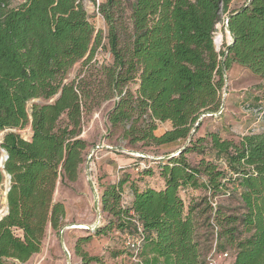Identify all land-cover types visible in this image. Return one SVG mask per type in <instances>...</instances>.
Returning <instances> with one entry per match:
<instances>
[{
	"label": "trees",
	"instance_id": "16d2710c",
	"mask_svg": "<svg viewBox=\"0 0 264 264\" xmlns=\"http://www.w3.org/2000/svg\"><path fill=\"white\" fill-rule=\"evenodd\" d=\"M90 1L106 21L107 44L84 0H25L17 7L0 0V211L9 182L0 264H26L41 252L49 228L61 231L66 209L54 197L59 184L78 181L86 162L85 111L116 98L106 141L122 128L129 145L161 147L187 142L218 116L233 66L260 81L264 98V0ZM124 3L127 24L115 16ZM219 25L232 38L221 51L214 43ZM107 46L113 62L101 69L104 81L97 84L93 74L89 81L84 71L69 78ZM163 124L170 127L157 134ZM180 152L154 163L132 158L131 174L100 186L102 211L117 223L103 221L80 238L75 253L83 264L99 261L82 248L91 239L114 229L123 238L139 235V227L135 264H208L228 248L232 264H264V129L238 142L212 132ZM145 161L158 166L163 188L148 181L152 165L134 171ZM234 199L229 214L219 203Z\"/></svg>",
	"mask_w": 264,
	"mask_h": 264
},
{
	"label": "rangeland",
	"instance_id": "374dc122",
	"mask_svg": "<svg viewBox=\"0 0 264 264\" xmlns=\"http://www.w3.org/2000/svg\"><path fill=\"white\" fill-rule=\"evenodd\" d=\"M24 1L12 0V7H17ZM106 1L98 0L97 5ZM243 1L237 0L235 6L236 4L239 6ZM84 4L91 23L97 31L102 30L103 32L102 43L107 44L108 41L105 39L107 33L106 21L97 12V6L93 2L84 0ZM126 8L127 5L124 3L123 6L121 5L115 10V16L118 21L123 19L127 24V20H125L128 16L127 11H125ZM118 23L120 24V22ZM123 36L124 33L121 32V38ZM217 40H219L220 45L216 44ZM214 43L218 51L223 50L224 44L229 45L231 43V36L227 30H223L222 25L218 26L214 36ZM108 53V46L103 47V50L99 49L90 65L85 66L83 62H80L73 68L69 78L74 79L80 72L84 71L85 73L82 74V77L86 76L89 81L91 80L89 77L92 74L94 75L92 79L97 84L100 81H104L101 69L111 66L113 62ZM88 69L89 71H87ZM226 76L227 81L221 112L217 117L206 119L202 122L199 130L192 136L194 140L216 132L223 139L238 142L244 135L263 131L264 98L261 97L260 81L255 79L248 70L239 66H233ZM130 87L132 90L135 89V86ZM116 100V98H113L99 106H93L89 112H84L81 137L91 144V148L86 156V162L82 167L78 181L64 186L59 184L54 197L55 201L62 202L66 209L63 227L60 232H55L49 228L41 252L26 264H83L81 258L76 255L75 248L80 238L95 234L91 228L98 221L97 205L99 204L101 211V224L104 221V224L107 225L111 220L117 223L116 218L102 211L100 186L110 185L113 181L117 183L125 174H131L130 167L135 164L132 158H143L142 156H144L145 159L154 163L157 159L160 160L168 155L179 156L180 151L189 146V139L187 142L161 147H152L142 143L129 145L127 141L121 138L122 128L114 130L113 137L106 141L105 135L110 128L108 114L114 108ZM167 128L168 124L161 125V129L157 131V134ZM22 135L26 139L29 138L30 130L27 129L22 132ZM107 147L112 148V150ZM94 148L95 152L92 154ZM187 156L190 158L189 161L195 165L199 163V156L194 154ZM150 165L153 167V177L148 179V181L154 182L156 185L160 182L158 166L148 164L146 161L139 162L140 167ZM135 174H132V176L136 177ZM5 194L6 192L3 194L4 207L2 210L6 209ZM127 195L128 193L125 192L124 196L126 197ZM200 195V193H194L192 196L199 197ZM219 204L229 214L236 212L235 199L221 201ZM123 237L124 235L114 229L106 236L91 239L82 248L90 256L99 259L98 262H93L92 264H135L124 247ZM226 252H228L229 258L219 260V264L233 263L234 250L228 248Z\"/></svg>",
	"mask_w": 264,
	"mask_h": 264
},
{
	"label": "built area",
	"instance_id": "2783aa9c",
	"mask_svg": "<svg viewBox=\"0 0 264 264\" xmlns=\"http://www.w3.org/2000/svg\"><path fill=\"white\" fill-rule=\"evenodd\" d=\"M97 12H98V10H97ZM225 25L227 26V19L225 20ZM99 148V147H98ZM108 149H111L112 150V148H110V147H107ZM95 152V148H94V150L92 151V154ZM143 158H144V156H142ZM144 167V166H143ZM143 167H138V168H136L134 171L135 172H139V170L140 169H142ZM8 188H9V182L6 184V192H7V190H8ZM96 192H97V190H95ZM124 199H125V197H124ZM123 205H127V202H126V200H124L123 201ZM216 205H217V202H216V200H215V202L213 203V207L215 208L216 207ZM5 210H2L1 212H0V214L2 213V212H4ZM1 218V217H0ZM96 225V224H95ZM93 226L92 228L95 230L96 229V227H99L100 225H101V223L98 225V226ZM138 231H139V235H127V236H125V238H124V247H125V249L126 250H129V251H131V253L133 254L132 255V259H133V261L135 262V263H138L139 262V260H138V255H139V252H140V250H141V245H142V235H141V233H142V230H141V228L139 227L138 228ZM227 259V258H229V254L228 253H225V254H222V255H219V256H211L210 258H209V263L208 264H219V260H221V259Z\"/></svg>",
	"mask_w": 264,
	"mask_h": 264
},
{
	"label": "water",
	"instance_id": "95a60500",
	"mask_svg": "<svg viewBox=\"0 0 264 264\" xmlns=\"http://www.w3.org/2000/svg\"><path fill=\"white\" fill-rule=\"evenodd\" d=\"M227 24H228V20H227ZM227 30V32L230 34V32H229V30L228 29H226ZM196 131L194 130L193 131V133L192 134H194ZM190 140H191V138L189 139V142H190ZM181 153V152H180ZM6 160V157H4L2 160H1V162H0V166L1 167H3L4 166V161ZM157 160H159V159H157ZM9 191V188H8V190H7V192ZM7 192H6V196H7ZM98 207H97V213H98V221L96 222V225L95 226H98L100 223H101V211H100V209H99V204L97 205ZM8 213V209L6 208L5 209V211L4 212H2L1 214H0V217H3V216H5L6 214ZM1 219V218H0ZM98 227H96V229H97ZM95 229V230H96ZM91 230L92 231H95L93 228H91Z\"/></svg>",
	"mask_w": 264,
	"mask_h": 264
},
{
	"label": "crops",
	"instance_id": "0c3cea01",
	"mask_svg": "<svg viewBox=\"0 0 264 264\" xmlns=\"http://www.w3.org/2000/svg\"><path fill=\"white\" fill-rule=\"evenodd\" d=\"M231 42H232V38H231ZM231 44V43H230ZM170 127V125H168V128ZM105 181V180H104ZM116 182L113 181L111 182L110 184H115ZM158 189H161L164 187V182L163 181H160L158 182L156 185H155ZM125 192L129 194V189H125Z\"/></svg>",
	"mask_w": 264,
	"mask_h": 264
},
{
	"label": "bare ground",
	"instance_id": "6f19581e",
	"mask_svg": "<svg viewBox=\"0 0 264 264\" xmlns=\"http://www.w3.org/2000/svg\"><path fill=\"white\" fill-rule=\"evenodd\" d=\"M216 44L220 45V42H219V40H217V41H216Z\"/></svg>",
	"mask_w": 264,
	"mask_h": 264
}]
</instances>
